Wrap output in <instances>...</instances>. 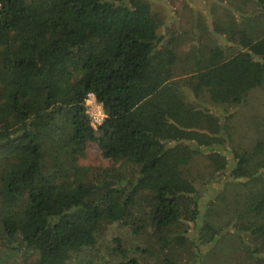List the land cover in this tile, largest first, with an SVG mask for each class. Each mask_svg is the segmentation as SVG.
Instances as JSON below:
<instances>
[{"label":"trees","instance_id":"1","mask_svg":"<svg viewBox=\"0 0 264 264\" xmlns=\"http://www.w3.org/2000/svg\"><path fill=\"white\" fill-rule=\"evenodd\" d=\"M43 3L63 14L40 16ZM234 9L216 26L223 42L181 50L145 0H0L2 198L25 200L1 219L3 240L49 264L87 263V251L116 264H203L208 244L231 234L227 264H264V133L232 150L204 105H240L264 82V0ZM89 93L107 113L95 127ZM89 142L106 165L83 162ZM195 155L246 189L222 211L233 230L207 220L194 235L201 197L185 169Z\"/></svg>","mask_w":264,"mask_h":264},{"label":"rangeland","instance_id":"2","mask_svg":"<svg viewBox=\"0 0 264 264\" xmlns=\"http://www.w3.org/2000/svg\"><path fill=\"white\" fill-rule=\"evenodd\" d=\"M148 2L154 10L159 11V14L166 23L165 28L161 29V33L168 32V30L177 32L180 36L179 47L181 50H189L192 45L191 42L200 40L202 42L207 41V38H213L216 41L223 42L224 35L221 30L218 31L216 26H223L227 22V12L232 11L235 15L239 12L234 9L238 5L239 0H145ZM39 6V12H43L44 16H52L53 14H63L57 9H53L49 4L43 3ZM250 7V6H249ZM241 8V7H240ZM53 10V11H52ZM217 30V31H216ZM204 105L215 115L221 116V122L225 127L226 133L229 138V145L232 150L243 152L249 150L253 145L258 131L264 133V82L261 86L251 89L245 102L240 105H215L210 102H205ZM225 148V147H223ZM221 151H224L222 149ZM225 152V151H224ZM226 154H229L226 152ZM6 158L9 157L6 153L2 152ZM1 157V156H0ZM6 160L0 159V223L1 219L6 216L9 206L13 209L20 208L24 201H16L10 205H5L4 196L1 189V176L6 173L4 170V164ZM84 163L107 164V160L100 154L98 147L89 142L87 148V157L83 160ZM207 160L204 155H195L189 165L185 169V173L191 179L194 180V184L200 194V213L196 221L195 231H199L201 225L207 220H211L214 225L222 226L225 221L230 224L226 230H233V222L228 213H223L225 209H228L232 203L236 201H242L244 198L245 188H238L237 185L230 183L229 178L215 174L214 177L210 175V171L206 166ZM243 195V198H242ZM5 197V196H4ZM217 198V199H216ZM210 200H214L213 210L220 211L219 214H213L211 211L208 213V209L211 206ZM213 214V215H212ZM231 220V222H230ZM225 230V229H224ZM3 228L0 225V264H49L44 260L37 261V253L25 246L16 247L3 240L1 237ZM123 234L120 229L108 231L103 236V245L105 250L113 246L114 241L111 240L112 235L117 233ZM223 233H226L223 231ZM236 235V234H235ZM237 236V235H236ZM126 242L133 245H142L141 240H135L134 237L124 238ZM233 242H235L233 244ZM100 244V243H99ZM236 238L229 235H224V238L217 243H209L208 250L204 255L205 260L203 264H227L226 255L236 248ZM93 251H87L85 256L82 257L83 264H105L107 261L111 264H116L114 257L107 254H100L99 258H95ZM234 254V253H233ZM103 258V259H102ZM110 260V261H109ZM73 264H80L78 258L72 257L71 262Z\"/></svg>","mask_w":264,"mask_h":264},{"label":"built area","instance_id":"3","mask_svg":"<svg viewBox=\"0 0 264 264\" xmlns=\"http://www.w3.org/2000/svg\"><path fill=\"white\" fill-rule=\"evenodd\" d=\"M89 94L87 95V97L85 99V103L87 105V112L90 115V123L92 124V126L95 127L96 125L100 124L101 122L95 123L93 114L97 111L98 106L101 108L102 111H103V109H102L101 104L95 99L94 95H89Z\"/></svg>","mask_w":264,"mask_h":264},{"label":"clouds","instance_id":"4","mask_svg":"<svg viewBox=\"0 0 264 264\" xmlns=\"http://www.w3.org/2000/svg\"><path fill=\"white\" fill-rule=\"evenodd\" d=\"M89 95H93V94L90 93ZM93 116H94V122L100 123L104 118H106L107 113L103 112L101 108L98 106L97 111L93 114Z\"/></svg>","mask_w":264,"mask_h":264}]
</instances>
